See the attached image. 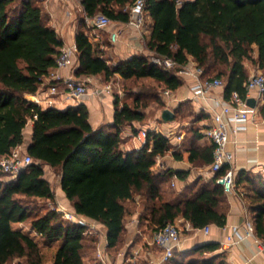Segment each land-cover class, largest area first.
<instances>
[{
    "label": "trees",
    "instance_id": "obj_1",
    "mask_svg": "<svg viewBox=\"0 0 264 264\" xmlns=\"http://www.w3.org/2000/svg\"><path fill=\"white\" fill-rule=\"evenodd\" d=\"M136 1L81 0V6L88 18L104 14L112 22L129 23ZM143 13L144 28L147 18L152 20L145 38L148 54L140 52L117 63L97 50L89 39L88 23L80 19L75 76H99L102 83L118 77L132 100L124 102L116 93L114 122L95 129L83 104L65 110L45 109L27 100L26 95L50 85L61 86L60 82L46 81L56 69L64 41L51 24L45 1L0 0V160L25 144V130L31 122L32 138L25 152L34 159L16 178L0 180V264H12L15 259L44 264L38 241L14 227L20 223H29L46 245L60 242L53 251L52 264H85L83 255L97 246L98 238L86 234L87 224L66 220L53 208L38 215L26 203L31 199L55 203V191L45 177L46 165L58 172L74 213L102 224L108 247L115 250L124 247L126 221L136 209L137 196L142 204L140 226L145 225L152 234L178 218L194 229L226 225L227 196L217 182L226 167L209 182L193 185L185 197L168 200L165 187L171 178L186 179L189 175V171L171 169L154 172L158 157L173 148L171 140L160 132L148 131L146 145L129 152L123 148V132L133 122L145 121L151 103L165 107L162 92L154 93L155 88L145 85L134 91L133 86L151 79L162 88L177 90L183 84L179 72L189 64L190 57L203 70L202 79L224 82L227 99L233 93L245 98L249 79L245 62L256 65L264 74V0H144ZM151 56L171 59L175 67H161ZM178 111H174L175 119ZM202 137L199 128L193 127L182 144L190 162L210 165L214 145L197 146L196 141ZM173 156L183 159L175 150ZM235 180L236 186L246 191L255 233L264 241V183L245 170L238 172ZM218 248L217 243L196 248L197 257L187 264H214L205 254ZM166 264L179 263L173 257Z\"/></svg>",
    "mask_w": 264,
    "mask_h": 264
},
{
    "label": "crops",
    "instance_id": "obj_2",
    "mask_svg": "<svg viewBox=\"0 0 264 264\" xmlns=\"http://www.w3.org/2000/svg\"><path fill=\"white\" fill-rule=\"evenodd\" d=\"M70 2V0H50L45 2L46 9L51 15V24L60 38L64 41V45L76 44V34L80 19L86 20L88 18L82 11L81 1L80 18L76 19L73 13V15L69 17L67 15V17H64L65 14H68L72 10L70 8ZM146 22L147 25L143 30L142 36L132 29L129 23L113 22L110 29L121 31L120 39L116 43L110 41L107 33H100V31L93 29L88 24L89 39L92 44H98L101 53H104V57L112 63H117L124 58L140 52L148 54L145 47V38L149 35V26L152 24L151 18H147ZM106 37L113 45L110 49L105 45L104 39H106ZM256 56L257 54H255V57ZM195 66L196 63L193 58L190 57V62L186 67L194 68ZM245 66L248 69L249 77L255 72H261L256 65L249 61L245 62ZM59 73L62 77H68L69 75L75 76L74 70L69 69H61ZM181 78L183 84L177 90L171 91L170 96H165L163 93L167 89L162 88L163 92L161 91L165 107L161 109L160 115L166 108L172 111L178 108L179 111L174 121H163L162 124H160L158 123V120H161L159 116L155 119L158 122L156 124L152 123V119H148L149 112L147 110L145 121L133 122L126 126L123 132V138L125 140L123 148L129 152L141 149V144L135 137L140 129L160 132L171 140L173 148L168 154L158 157L153 168L154 172L159 174L171 169L172 171H189V175L186 179H179L175 175L171 178V181L165 187L168 200L183 198L190 192L189 188L193 185L196 183L209 182L213 178L214 173L210 170L211 164L195 165L190 162L189 153L182 142L190 135V130L193 127L199 128L200 132L203 134V130L211 125L213 115L215 111L219 110L220 104L227 103L230 100L225 97L224 86L211 90L206 98L196 97L192 91V86L196 81L195 77L181 75ZM149 80L153 81L151 79ZM110 83L115 89L113 81L106 83L98 82L94 84L93 87H104ZM62 84L61 86L57 85L61 91L64 89V85ZM46 90L47 88L41 89L34 95H26V98H30L32 102H35L36 99L42 100L45 98ZM117 94L118 97L121 98V88H118ZM115 95V90H113L111 95L105 94L101 97L87 96L81 103L87 106L90 113V123L95 129L104 124H111L114 122L115 99L117 98ZM56 102L57 105L55 108L60 110H65L70 106L80 105L73 100H66L61 94L56 96ZM256 102V114L251 120L242 124L243 127L237 131L233 129L236 127V124L232 125L229 150L234 154L236 174L241 170H245L264 179V101L258 102L256 100ZM39 105L45 109L47 108L41 103ZM32 130L33 123L31 122L25 130V144L20 147L22 150H25L26 146L31 142ZM196 145L206 147L211 146L212 143L203 135L201 139L196 141ZM174 150L182 154L183 159H175L173 156ZM44 171L46 179L52 183V168L46 165ZM49 172L50 175H47ZM53 190L56 195L54 204L62 205L74 212L73 203L66 197L62 190L61 179L57 181ZM226 196L225 210L227 214V223L223 227L212 225L209 235H205L200 229H194L191 224L186 222L183 218H178L175 221V223L183 224V228L185 229L181 244L175 250L174 261L176 263L187 264L193 257H197V253H194L196 248L207 243H217L219 248L216 251L205 254V258L213 259L214 264H219L221 262L224 264H264V253L259 250L258 243L255 239L247 237L245 232L246 222L249 220L253 222L249 202L245 197L246 191L240 185L236 186L234 192L229 194L226 193ZM134 203L136 204V209L126 221L127 236L130 238V241L119 250L108 247L106 229L102 224L86 218L89 227L86 234L90 237H98V243L94 250L86 252L83 255L85 264H95L97 262H103V264H166L162 262V251L152 242L154 234L145 230V225L143 227L140 226V216L142 214L140 196L135 198ZM145 222L147 224V221ZM93 224L97 227L96 230L92 229ZM18 225L23 226L14 227L22 229L35 239L36 237L42 239L31 229L29 224L20 223ZM235 227L238 228V232L241 234L242 238L236 245L227 248L228 246L226 247L224 243H226L228 237L233 234ZM55 243L59 242H54V244Z\"/></svg>",
    "mask_w": 264,
    "mask_h": 264
},
{
    "label": "built area",
    "instance_id": "obj_3",
    "mask_svg": "<svg viewBox=\"0 0 264 264\" xmlns=\"http://www.w3.org/2000/svg\"><path fill=\"white\" fill-rule=\"evenodd\" d=\"M48 2L50 0H43ZM144 0H137L130 11L129 26L134 29L140 36L144 30ZM86 21L93 28L100 32H105L109 35L110 41L116 43L121 36L120 30H111L113 22L111 19L104 15L98 14L94 18H87ZM78 60L77 44L63 45L60 49L59 56L57 57L56 69L50 73L46 82L56 81L62 82L64 89L61 91L57 85H50L46 92L45 98L40 100L36 99V103L43 104L45 107H56V96L62 95L66 100H73L81 104L87 96L101 97L102 95H111L113 93V85L107 84L104 87H91L88 83L91 78L82 80L73 75L62 77L59 73L61 69L74 70ZM152 61L161 67L170 69L175 67V62L171 59H161L156 56L152 57ZM203 70L198 67H184L179 74L194 76L196 81L192 86V91L196 97L206 98L209 92L215 88L223 87L224 82L218 78L216 79H202L201 75ZM246 96L242 98L237 93H233L227 103L220 104L218 111H215L212 123L203 130L205 138L211 141L214 145L213 162L210 165L212 173L221 171L226 167L225 173L218 178L217 182L223 186L226 193H232L236 188V172L234 167V154L229 150V143L231 140L232 125L236 124L233 129L237 131L242 128V124L251 120L256 114V107H251L247 104V100L254 97L258 102L264 101V74L262 72L252 74L245 84ZM165 96H170L171 91L165 90ZM136 139L140 142L141 148L146 145L148 140V131L140 129L136 133ZM34 159L23 152L18 147L12 153L0 160V171L12 175L16 178L19 173L24 170L28 165L32 164ZM56 212L60 213L62 217L74 223L87 224L88 221L85 217L79 216L74 212L68 210L62 205H57L54 208ZM211 226L208 225L200 229L205 235L211 232ZM95 224L92 229L96 230ZM245 232L247 237H252L258 243L259 250L264 253V241L260 240L256 233L252 221H247L245 224ZM183 238V232L177 223H168L156 232L153 236V244H155L162 251V262L167 263L175 256V250L180 246ZM241 234L238 228L235 227L233 234L228 237V241L224 243L227 248L236 245L241 239Z\"/></svg>",
    "mask_w": 264,
    "mask_h": 264
},
{
    "label": "rangeland",
    "instance_id": "obj_4",
    "mask_svg": "<svg viewBox=\"0 0 264 264\" xmlns=\"http://www.w3.org/2000/svg\"><path fill=\"white\" fill-rule=\"evenodd\" d=\"M71 2H70V8L72 9L68 14H65L64 15V17H69V16H71V15H73L74 14V17H76V19H78V18H80L81 17V11H80V1L81 0H70ZM73 13V14H72ZM67 15V16H66ZM51 16V15H50ZM63 18V17H62ZM100 33H105V32H100ZM106 34V33H105ZM104 42H105V45H107V47L110 49V48H112L113 47V45H112V43H110V41L108 40V38L106 37V39H104ZM95 44V47L96 48H99V46H98V44L97 43H94ZM97 50H99V49H97ZM151 57H153V56H151ZM76 66V65H75ZM255 73H258V72H255ZM254 74V73H253ZM91 78V82L90 83H88V85L91 87V89H92V87L94 86V84H97L98 82H102L103 80H102V78L101 77H99V76H96V77H90ZM85 79H87V78H84V79H82V80H85ZM112 81L114 82L113 84H114V86H115V94L117 93V91H118V88H121L122 89V96H121V100H123L124 102L125 101H128L129 103H131L132 102V100H130L131 98H128L127 97V95H130L129 93L127 94V90H125L124 88H123V84L121 83V81L118 79V77H114L113 79H112ZM92 85V86H91ZM141 85H145V86H150V87H153V88H155L154 89V93H157V94H159V93H161V91H162V86L160 85H158V84H156L155 82H153V81H150L149 79H146V80H142L141 82H140V84L139 85H137V87L136 86H133V87H135L134 88V91H139L140 90V88H141ZM127 88H131V86H128ZM163 92V91H162ZM115 97H116V95H115ZM161 106H159L158 105V103H151L150 105H149V107L147 108V110H148V119L150 118V119H152V123H157L158 121V123H160V124H162V122L164 121L163 119H162V114L160 115V111H161ZM146 110V111H147ZM160 116V118H161V120H155L156 119V117H159ZM161 121V122H160ZM165 122V121H164ZM26 133H27V131H26ZM23 152H25V150H23ZM53 170V169H52ZM47 175H50V172L49 173H47ZM10 179H14V177H12V175H10V174H7V173H3V172H1L0 171V180H5V181H7V180H10ZM51 179H52V183H51V185H52V187H54L55 186V184L57 183V181L60 179V176H59V174H58V172L57 171H54L53 170V173H52V175H51ZM261 181L264 183V179L262 178L261 179ZM250 192H251V190H249ZM26 201V203L30 206V208H33L34 210H36V211H38L39 212V214L38 215H40L41 214V210H43L42 212H46L48 209H50V208H55V207H57V205L56 204H54V203H51V202H45V201H43V200H34V199H31V200H25ZM24 224H29V223H24ZM177 225H179V227H180V229L182 230V232L184 233L185 232V229L183 228L184 226H183V224H180V223H177ZM14 226H23V225H18V224H16V225H14ZM98 238V237H97ZM36 240L38 241V243L40 244V246H41V248H42V252H43V254H44V264H52V255H53V251L60 245V242L59 243H53V244H50V245H46L44 242H43V240L42 239H40L39 237H36ZM130 241V238L127 236L126 238H125V241H124V246H126V244H128V242ZM12 264H25V261L23 260V259H15L13 262H12Z\"/></svg>",
    "mask_w": 264,
    "mask_h": 264
},
{
    "label": "water",
    "instance_id": "obj_5",
    "mask_svg": "<svg viewBox=\"0 0 264 264\" xmlns=\"http://www.w3.org/2000/svg\"><path fill=\"white\" fill-rule=\"evenodd\" d=\"M27 100L31 101L30 98H27ZM247 104L254 108V107H256L257 102H256V100L254 98H250V99L247 100ZM162 119L165 122L174 121V119H175L174 111H172V110H170L168 108L164 109L163 112H162Z\"/></svg>",
    "mask_w": 264,
    "mask_h": 264
}]
</instances>
